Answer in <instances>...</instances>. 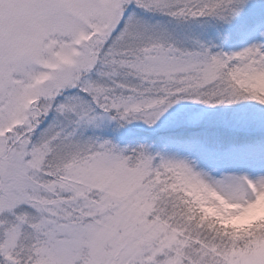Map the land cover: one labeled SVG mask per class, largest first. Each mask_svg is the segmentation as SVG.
<instances>
[{"label": "rangeland", "instance_id": "obj_1", "mask_svg": "<svg viewBox=\"0 0 264 264\" xmlns=\"http://www.w3.org/2000/svg\"><path fill=\"white\" fill-rule=\"evenodd\" d=\"M234 83L264 93V0H0V264H264V226L198 242L162 182L264 219V142L176 133H264Z\"/></svg>", "mask_w": 264, "mask_h": 264}, {"label": "trees", "instance_id": "obj_2", "mask_svg": "<svg viewBox=\"0 0 264 264\" xmlns=\"http://www.w3.org/2000/svg\"><path fill=\"white\" fill-rule=\"evenodd\" d=\"M244 29L245 27L241 28V31ZM234 38L235 36H231L228 41ZM234 84L238 87V92L241 93V98L244 101H247L252 108H260L264 111V93L252 88L247 90L246 88L238 86L237 83ZM251 101L253 104H251ZM176 133L178 135L188 136V139L197 140L202 150L207 154L224 152L229 156H233L235 153L240 152L242 147L257 141L264 142L263 132L242 134L234 133L222 127L196 125V127L189 129H178ZM170 136L171 135L166 134L164 137L168 138ZM160 139L163 141L164 138L161 137ZM173 180V182L169 180H165V182L163 180L162 182L166 187L167 184L171 187V189H169L171 190L170 196L174 201L172 208L176 213V220H174V223H183L182 231L186 235H189L195 240L197 239L198 242H211L217 239L226 240L233 234H239L240 237H254L255 235H260L261 229L264 226V219L256 220L246 226H240L235 221H222L211 218L203 213L196 201L190 197L189 193L181 186L177 177H174Z\"/></svg>", "mask_w": 264, "mask_h": 264}, {"label": "bare ground", "instance_id": "obj_3", "mask_svg": "<svg viewBox=\"0 0 264 264\" xmlns=\"http://www.w3.org/2000/svg\"><path fill=\"white\" fill-rule=\"evenodd\" d=\"M247 172V171H246Z\"/></svg>", "mask_w": 264, "mask_h": 264}]
</instances>
